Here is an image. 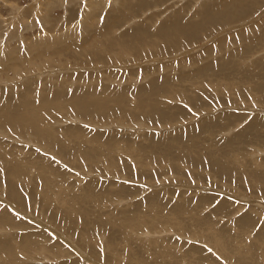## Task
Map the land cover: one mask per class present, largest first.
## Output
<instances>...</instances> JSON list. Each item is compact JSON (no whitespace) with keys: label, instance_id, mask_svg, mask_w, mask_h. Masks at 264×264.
I'll use <instances>...</instances> for the list:
<instances>
[{"label":"rangeland","instance_id":"rangeland-1","mask_svg":"<svg viewBox=\"0 0 264 264\" xmlns=\"http://www.w3.org/2000/svg\"><path fill=\"white\" fill-rule=\"evenodd\" d=\"M0 264H264V0H0Z\"/></svg>","mask_w":264,"mask_h":264}]
</instances>
